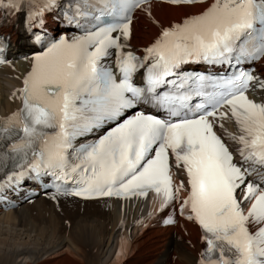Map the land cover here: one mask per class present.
<instances>
[{
    "label": "snow or ice",
    "instance_id": "6c2138e0",
    "mask_svg": "<svg viewBox=\"0 0 264 264\" xmlns=\"http://www.w3.org/2000/svg\"><path fill=\"white\" fill-rule=\"evenodd\" d=\"M8 2L15 4V0ZM142 2L145 0H119L121 4L131 3L132 7H139ZM164 2L189 5L203 4L205 0ZM125 21L72 43L61 39L34 57L32 70L21 90L23 108L5 122L18 125L23 133L22 142L11 145V150H33L36 159L31 168L38 169L43 163L64 173L66 153L73 148L74 139L105 120L118 119L124 109L134 107V99L141 98L145 90L133 83V76L140 69L146 72L148 91L165 83L183 88V81L166 79L176 76L181 65L201 59L220 60L234 50L248 30L257 32L264 41V0H213L198 15L162 29L143 57L130 51L125 53L120 37L112 35L119 32L124 41L129 39L131 18L126 16ZM90 45H95L94 51L88 50ZM109 48L117 50L119 81L110 70L98 68L99 60L109 54ZM258 51L264 54V43ZM199 79L202 81L204 77ZM252 79L251 75L241 74L217 85L229 91L220 93L218 98L212 96L213 110L199 116L194 114L193 118L171 122L138 113L107 132L97 143L82 146L78 150L79 163L71 167V173H79L77 183L83 186L72 194L88 199L145 194L147 189H152L162 196L163 210L185 188L183 181L173 185L170 150L176 167L183 165L190 189L181 203V214L189 210L187 219L195 220L205 232L208 246L204 255L210 264H264V227L255 234L247 227L250 220L264 223V190L251 183L246 185L244 199H252L253 203L245 214L236 190L244 183L245 172L248 175L251 172L242 171L233 163L232 155L209 121V117H217L219 108L230 106L231 115L243 133L233 137L243 145L241 156L245 160L255 158L264 165V105L254 103L244 94ZM163 99L185 97L165 94ZM172 115L178 116L179 112L174 110ZM225 117V113L219 116ZM9 130L3 127L0 133ZM35 142L38 144L33 148ZM225 246L232 253L230 257L225 256ZM217 250L219 254L213 259L210 254Z\"/></svg>",
    "mask_w": 264,
    "mask_h": 264
},
{
    "label": "bare ground",
    "instance_id": "6f19581e",
    "mask_svg": "<svg viewBox=\"0 0 264 264\" xmlns=\"http://www.w3.org/2000/svg\"><path fill=\"white\" fill-rule=\"evenodd\" d=\"M205 8L206 5L171 7L158 3L141 7L135 14L136 20L132 22L131 39L125 43L132 50L141 52L159 36L162 29L182 23L185 18L198 15ZM15 37L17 38L18 35L15 34ZM261 63L264 64V59ZM29 67L30 60L22 59L12 63V66L0 69V127L20 108L21 103L18 102V94L14 92V89L21 88V81ZM260 69L264 73V66ZM228 128L233 136L243 135L239 125L233 121L229 123ZM216 133L219 136L221 132L216 130ZM45 197L44 199H63L70 203L69 210L62 204L71 214L69 224L63 226L52 217L51 212L50 219H42V221L46 220L43 222H38V219L30 221L22 217L15 218L17 225L26 227L21 230L27 235V240L18 242L11 239L5 234L8 230L5 231L0 227V236L9 237L0 238V264H104L106 259L105 264H107L116 247V238L119 234L126 236V240L120 242L119 254L122 256H117L114 264H199L200 262L203 242L199 228L192 220L176 216L177 199H173L163 207L153 224L140 235L134 232L136 226L145 220L148 213V206L144 200L81 202L67 196L47 195ZM37 209L35 212L42 210ZM13 213L16 212L0 213V224L5 223L9 218L12 219ZM41 215L44 218V214L41 213ZM41 215L40 218L38 217L40 220ZM170 217L174 218L173 226H160ZM33 220H36V217ZM248 224L253 232L264 226V223H255L251 220ZM30 233L34 235L30 237ZM39 240L47 242L48 247L39 243ZM63 248L69 253L57 258L44 259L47 255ZM20 257L23 258V263L17 262Z\"/></svg>",
    "mask_w": 264,
    "mask_h": 264
},
{
    "label": "rangeland",
    "instance_id": "374dc122",
    "mask_svg": "<svg viewBox=\"0 0 264 264\" xmlns=\"http://www.w3.org/2000/svg\"><path fill=\"white\" fill-rule=\"evenodd\" d=\"M47 203H49V202H47ZM42 204V206H44L43 205V203H41ZM41 204L39 205V204H37L36 206L34 205H31V206H28V207H26L21 213H19L18 214V216L15 214V215H13V217H12V219L11 218H9V220H7V221H9V222H11V223H9V222H5V223H1L0 224V227H2L3 229H5V231L6 230H8V233H5L7 236H9L11 239H14V240H17L18 242H19V240H20V242H25L26 240H27V235L26 234H23V232H22V230L21 229H23V228H26V227H24L23 225L21 226V225H17V223H16V219H21V217H26V219L27 220H30V221H37V219H38V222L39 221H42V219H50V215L51 214H53V216L52 217H54L55 219H58L59 218V220L61 219L62 221H64V222H67L66 220H67V217H66V213L61 209V208H51L50 207V209H49V206L47 207V206H44V208L41 206ZM36 207H41L40 209H45V207H46V209L45 210H40L39 208L37 209ZM37 209V210H40L41 212H38V214H39V216L41 215V213L42 214H44V218H43V215H41V220L39 219L40 217L38 216V214H36L37 212H35V209ZM55 212V213H58V214H55V213H53V211ZM34 211V212H33ZM44 211H47V212H44ZM49 211V212H48ZM26 212V213H25ZM32 212V213H31ZM51 212V214H49ZM30 213V214H29ZM33 213H35V214H33ZM46 213H48V214H46ZM26 214H28V215H30V216H27ZM55 214V215H54ZM59 215H61V216H63V217H61V216H59ZM16 216V217H15ZM31 216H33V218L35 219V217H36V220H33V218H31ZM48 216V217H47ZM56 216V217H55ZM18 217V218H17ZM28 217H29V219H28ZM39 217V218H38ZM45 217H47V218H45ZM61 217V218H60ZM66 217V219H64L63 220V218H65ZM16 218V219H15ZM53 218V219H54ZM13 221H15V223L13 222ZM18 221V220H17ZM43 221H46V220H43ZM42 221V222H43ZM63 222V223H64ZM7 223H9L8 225H7ZM11 224V226H9ZM28 226H31V225H28ZM7 228H11L10 230L9 229H7ZM21 234H23V235H21ZM6 235H3V236H0V238H5L6 239ZM34 235V234H33ZM32 235V233H30L29 234V236L31 237V236H33ZM9 237H7V238H9ZM20 237V238H19ZM26 238V239H25ZM41 240H39L38 242L39 243H41L42 245H44V246H46V247H48V244H47V242H45V241H41ZM32 243H34V241L32 242ZM64 253H69V251L67 250V249H65V248H63V249H61V250H58V251H55L54 253H51L50 255H47V257L46 258H44V259H51V258H54V257H57V256H59V255H61V254H64ZM17 262L18 263H23L24 262V260H23V258L22 257H20V258H18V260H17ZM107 262V259L105 260V263ZM104 263V264H105ZM110 262H108L107 264H109Z\"/></svg>",
    "mask_w": 264,
    "mask_h": 264
}]
</instances>
